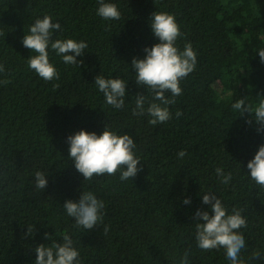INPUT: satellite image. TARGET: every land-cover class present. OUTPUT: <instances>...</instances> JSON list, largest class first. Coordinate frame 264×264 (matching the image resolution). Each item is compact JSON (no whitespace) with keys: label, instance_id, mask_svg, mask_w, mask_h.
I'll use <instances>...</instances> for the list:
<instances>
[{"label":"trees","instance_id":"16d2710c","mask_svg":"<svg viewBox=\"0 0 264 264\" xmlns=\"http://www.w3.org/2000/svg\"><path fill=\"white\" fill-rule=\"evenodd\" d=\"M105 2L116 4L119 20L102 19L98 0H0V81H10L0 83V264H35L38 245L63 243L65 235L79 251V264H179L186 251L190 264H231L224 248L197 246L194 217L197 210L210 211L202 203L209 191L229 214L235 208L246 218L241 259L264 264L250 259L255 251L264 256V186L247 168L264 144V130L258 131L254 115L232 107L244 99L254 110L264 100L258 55L264 49V0ZM156 11L174 15L182 33L176 46L183 50L190 42L197 64L168 106L172 118L151 125L147 113L133 115L136 95L147 97V109L153 93L137 85L131 62L159 43L150 27ZM44 16L61 25L53 40L88 45L79 65L65 64L49 48L58 80L45 81L31 70L28 58L36 53L22 44ZM97 75L127 83L121 109L106 103ZM105 126L134 139L142 170L132 180H120V172L84 180L75 169L67 137L81 129L100 135ZM217 168L231 173L229 183L221 182ZM37 171L47 175L45 190L35 186ZM89 191L105 207L103 222L85 230L63 204Z\"/></svg>","mask_w":264,"mask_h":264},{"label":"clouds","instance_id":"9594fccd","mask_svg":"<svg viewBox=\"0 0 264 264\" xmlns=\"http://www.w3.org/2000/svg\"><path fill=\"white\" fill-rule=\"evenodd\" d=\"M97 14L104 20H119L121 13L116 4L98 0ZM150 27L159 43L152 47H146L143 59L133 58L131 67L135 70V81L138 86H144L153 93V101L147 109L144 105L147 97L144 94L136 95L133 115L142 116L145 113L151 117L148 121L151 125L163 124L172 118L169 105L175 103V97L182 94L180 81L192 73L197 64V54L192 44L186 43L183 50L176 46L177 39L182 36L180 26L174 15L166 12H154L150 17ZM61 30L59 22H53L49 16L35 19L30 26L29 34L22 39L25 48L32 50L36 55L28 58V67L34 70L45 81L59 79V72L49 61V48L57 55L62 56L63 62L70 65H79L84 50L88 47L85 41L77 42L74 39H55L53 34ZM258 55L264 63V49L259 50ZM4 72V66L0 65V73ZM9 80L0 81L7 84ZM99 91L104 94L106 103L115 109H121L125 103L127 83L120 78L105 79L97 75L94 79ZM59 87V85H54ZM171 93V97L166 93ZM159 101V103L155 102ZM232 107L241 112L251 113L255 121L261 126L258 131L264 130V100L253 108L245 100L240 99ZM182 113L176 112V116ZM251 123V121H248ZM69 144V156L75 169L82 174L84 180H91L94 176L105 174L115 175L120 172V180L133 179L142 170L139 157L135 154L136 144L131 135L124 133L118 135L106 126L102 134L88 132L81 129L74 135L67 137ZM186 153L181 150L178 153L183 158ZM140 165L141 167H138ZM249 175L256 184L264 186V144L259 146L253 159L247 163ZM216 173L221 177L222 183H229L231 173L224 174L222 168H217ZM47 175L37 171L35 173V186L45 190L47 187ZM184 204H190V199H185ZM202 203L210 206V211L197 210L196 220L197 246L204 251L224 248L226 257L231 264H245L241 259V251L245 248V238L240 232L247 227L246 218L242 216V210L232 209L231 214L223 205L220 198L214 192L203 195ZM105 205L91 191L81 193L78 202L67 200L63 208L69 217L75 219L76 225L85 230H91L98 222H103V209ZM202 221V222H201ZM105 226L104 232H108ZM32 229L28 228V235ZM45 238L51 239L47 233ZM35 264H79V251L74 247L73 240L65 235L63 243L52 242L51 245L40 244L35 248ZM252 260L264 259L259 251L252 253ZM179 264H190L189 254L186 251Z\"/></svg>","mask_w":264,"mask_h":264}]
</instances>
